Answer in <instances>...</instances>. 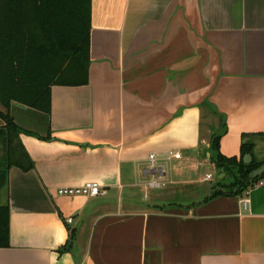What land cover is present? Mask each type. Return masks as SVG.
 I'll return each mask as SVG.
<instances>
[{
	"label": "crops",
	"instance_id": "obj_1",
	"mask_svg": "<svg viewBox=\"0 0 264 264\" xmlns=\"http://www.w3.org/2000/svg\"><path fill=\"white\" fill-rule=\"evenodd\" d=\"M51 106L11 108L27 170L0 117V264H264V181L212 196L234 177L211 159L226 124L222 154L248 141L264 160V0H92L89 83L53 86ZM152 152L181 153L161 188ZM87 182L106 193H57Z\"/></svg>",
	"mask_w": 264,
	"mask_h": 264
},
{
	"label": "trees",
	"instance_id": "obj_2",
	"mask_svg": "<svg viewBox=\"0 0 264 264\" xmlns=\"http://www.w3.org/2000/svg\"><path fill=\"white\" fill-rule=\"evenodd\" d=\"M91 27L92 0H0V103L6 108L0 109V117L10 133L11 164L25 170L33 165L23 146L15 144L22 128L10 112L13 104L42 112L49 121L53 86L88 84ZM226 129L224 124L222 132L214 137L211 159L220 172L232 174L234 180L231 184L219 181L218 185L228 190L217 189L212 196L245 194L264 181V175L249 179V173L264 163L255 158L253 142L243 141L239 156L221 153L220 139ZM248 153L254 158L245 164ZM10 245V210L0 206V248Z\"/></svg>",
	"mask_w": 264,
	"mask_h": 264
},
{
	"label": "built area",
	"instance_id": "obj_3",
	"mask_svg": "<svg viewBox=\"0 0 264 264\" xmlns=\"http://www.w3.org/2000/svg\"><path fill=\"white\" fill-rule=\"evenodd\" d=\"M171 157L179 159L181 157L180 152H171L168 156L160 157L158 154L152 152L149 154L147 159V164H145L141 168V173L145 177H150L148 185L150 188H161L166 183V177L168 174L167 163L170 161ZM211 175H208L210 178ZM263 181L257 183L261 184ZM252 189V188H251ZM249 189L246 194L250 192ZM57 193L65 196H89V197H97L106 193V190L102 188V186L98 182H87L80 186H72V187H59L57 189ZM245 208H247L248 200L245 198L243 200ZM73 220L69 218L68 223H71Z\"/></svg>",
	"mask_w": 264,
	"mask_h": 264
},
{
	"label": "water",
	"instance_id": "obj_4",
	"mask_svg": "<svg viewBox=\"0 0 264 264\" xmlns=\"http://www.w3.org/2000/svg\"><path fill=\"white\" fill-rule=\"evenodd\" d=\"M253 161V156L252 154L248 153L244 156V162L245 164H250L251 162ZM264 175V163L261 164L259 167H257L256 169L252 170L250 173H249V179L251 181H254L258 178H260L261 176ZM212 186H215V183L212 184ZM224 190V189H223ZM211 195V193H210ZM155 207H159L161 205H154Z\"/></svg>",
	"mask_w": 264,
	"mask_h": 264
},
{
	"label": "rangeland",
	"instance_id": "obj_5",
	"mask_svg": "<svg viewBox=\"0 0 264 264\" xmlns=\"http://www.w3.org/2000/svg\"><path fill=\"white\" fill-rule=\"evenodd\" d=\"M0 108L3 109L4 111H6V108L0 103ZM36 122H37V125L38 126H41L42 123H46V119L43 117L42 119H40V123H39V120L36 119ZM37 127V126H36ZM40 131V129H38ZM205 171H207V169H204V173ZM231 180V176H228L227 177V182H229Z\"/></svg>",
	"mask_w": 264,
	"mask_h": 264
}]
</instances>
